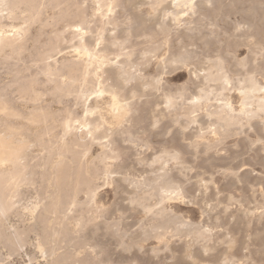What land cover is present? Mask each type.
<instances>
[{
    "label": "bare ground",
    "instance_id": "obj_1",
    "mask_svg": "<svg viewBox=\"0 0 264 264\" xmlns=\"http://www.w3.org/2000/svg\"><path fill=\"white\" fill-rule=\"evenodd\" d=\"M119 1L92 0V27L85 26L82 20L57 30L53 36L51 34L54 41H47L46 48L37 54L33 62L34 73H31L29 67L25 68L26 74L17 76L22 70L16 69L13 71L14 76L0 86V122L5 123L9 119L7 124L16 128L25 127L33 131V127L45 125L49 119L55 120V114L45 103L44 93L39 92V84L45 90L48 89L58 103L63 96H72L81 105L80 117H72L66 109L68 114L60 122V135L50 134L46 143L42 142L43 133L37 135L44 154L38 153L39 159L33 164L44 167L41 169V180L45 179L53 191L49 197L44 196L45 191L43 196L40 194L26 203L21 198L24 204L21 202L22 206L18 205V213L24 220L21 222L27 229L37 224L42 230L35 238L34 248L41 253L47 264H140L138 255H143V242L155 238L162 244L164 254L169 256L170 264H263L264 223L261 229H251L249 233L247 231L252 227L253 219L258 222L264 219V198L257 205L250 206L251 200L247 195L236 199L232 193H224L225 190L217 186L216 174L227 179L226 187L234 186L243 191L249 188L253 193L259 188L264 196V174H253L254 169L247 162L236 164V157L219 152V146L225 139L242 134L248 140L249 148L259 142L264 152V83L255 77L257 72L264 77V65L261 66L258 60V57L264 60V25L260 26L261 33L257 31L260 34L257 37L253 23L242 16L244 19L240 21V18L236 24L233 38H237L236 45L247 47L249 56L245 53L246 56L238 59L235 56L236 48L233 50L234 64L240 68L233 71L237 77L228 74V60L222 53L218 52L214 58L206 56L205 61L194 63L187 71L189 81L195 87L192 93L187 94L184 84L173 91L165 75L188 66L196 57L193 48H188L194 42L189 32H195L197 21L215 28V18L223 15L225 10L236 11L238 14L237 10L242 5L238 6L231 0L229 3L222 0H126L124 10L129 11L132 17L125 20L121 17V21H118L116 7ZM223 2L229 4L228 10L222 11L226 6ZM61 3L62 0H0V60H19L30 27L37 24L39 30H42L51 23H47V17H43L49 7L56 10L51 15V21L53 19V25H56L62 11ZM143 6H148L149 10L143 12ZM249 6H242L244 8L241 7V10L246 11V14L258 11ZM209 15L214 17L209 19ZM85 18L87 21L88 16ZM7 19L22 21L19 20L21 24H10V21L7 24ZM259 19L264 23V9ZM119 23H132L133 31L126 30L128 27L118 28ZM66 32L68 37L65 36ZM198 34L196 37H199ZM133 35L141 40L133 42L128 48L125 42L130 43ZM160 37L164 39L167 53L159 58L157 53L161 46L157 42ZM174 38L177 45L173 42ZM199 38L205 39L204 36ZM62 42L67 45L61 47ZM135 46L140 49L136 50ZM64 49H68L73 56H67L69 59L63 56ZM153 58H158L157 68L155 66L154 74H149L146 69ZM39 75L43 77L42 81ZM15 92L18 93L17 98L14 97ZM148 94L160 99L153 102L150 109L153 119L150 132L163 118L176 120L177 117H183L185 122L178 124L182 135L190 126L195 127L194 133L188 137V144L169 147L161 145L151 156L141 151L145 144L135 136L141 131L132 130L131 121L138 113L139 98ZM233 94L237 95V105H234ZM136 116L138 119V114ZM258 122L260 131L256 129ZM248 131L255 133V140L251 139ZM29 145L30 140L24 132H10L6 127L0 131V222L6 220L8 212L20 201L19 189L24 186L29 188L35 183L33 169L27 161ZM94 145L100 148L96 157H92ZM129 152L136 155L135 163L145 164L148 168L140 178L126 175L130 166L122 157ZM189 153L193 162L187 157ZM212 158L225 164L217 165ZM42 159L44 161L40 163ZM96 160L102 167L97 166ZM46 167L50 168L47 173ZM99 169L106 182L114 183L115 190L126 195L127 200L123 199L122 202L145 217L144 221H140L141 217L140 222L134 223L138 224L136 226L132 224L135 221H129L132 227L135 226L131 230L128 227L120 229V223L103 220L106 231H103L105 234L102 236L109 230L113 239H116V247L112 252L106 249L109 240H98V231H102V228L99 229V224H95V218L106 210L102 203L97 205L98 186L92 187V178ZM193 169V184L202 185L197 192L192 190L194 185L189 186L191 177L188 174ZM84 189L86 201L81 203L77 196ZM232 201L239 204L237 212L230 208ZM176 202L203 204L204 218L199 222L192 221L177 211L180 207ZM210 210H220L223 216L215 213L212 217ZM24 224L22 227L25 229L11 226L12 230L7 233L6 229L4 232L0 230V246L8 250L5 255L0 252V264H9L10 257L18 255L23 249L25 239H28L25 238L27 229ZM54 225L61 227L62 234L55 230ZM230 225L237 230L242 228L244 238L240 239L238 231L235 232ZM70 226L71 229L68 228ZM46 229L51 233H46ZM253 239L259 241L255 251L249 243ZM176 241L179 243L175 244ZM59 248H63V251L58 252ZM158 250L160 247H152L150 251L156 254ZM256 254L261 257L256 259ZM113 255L117 256V261ZM30 257L29 260L32 259Z\"/></svg>",
    "mask_w": 264,
    "mask_h": 264
},
{
    "label": "rangeland",
    "instance_id": "obj_2",
    "mask_svg": "<svg viewBox=\"0 0 264 264\" xmlns=\"http://www.w3.org/2000/svg\"><path fill=\"white\" fill-rule=\"evenodd\" d=\"M124 1H126V0L119 1L118 6L116 7V10L118 9L117 12H116V16L118 18V21H121V19L122 20L131 19V17H132V15L130 14L129 11H125L124 10V7H125ZM222 1H226L227 3L231 2V1H235L238 6H241V5L244 6V7L247 6L246 8H248V6L250 5L249 8L253 7L254 10H258V11L254 12V13L253 12H249L250 13V16H249L248 15L249 13L246 14V11L241 10V7H242L241 6L240 9L237 10V11H239L238 14L236 13V11L235 12L234 11L228 12V11L225 10L226 11L225 12L224 9L228 10L229 9V4L226 5L223 2V5L224 6L226 5L225 6L226 8L223 7L222 11H224L226 14L223 12V15H219L217 18H215V24H216V26L219 25L218 26L219 28H216V26H215V28H216V30H215L214 26H210L209 24H204V22L197 21L196 22V26H197L198 30L196 29L195 32L199 33L197 36H199V37L204 36L205 39L204 40H200L199 37H196L197 33L195 34L194 31L189 32V33L192 34V35L191 34L190 35H191V39L194 42H192L191 39H187L186 41H191L192 42L191 45H188V48L190 50L193 48L192 50L196 53V57L192 61L189 62L188 66L175 69L172 72H170L171 74L165 75V79L167 80V84L173 91L176 89V87L180 86L181 84H184L186 86V93L187 94L192 93L193 90H195V87L189 81V74H188L187 71L194 66V63H199V62L201 63L202 61H205L206 56H209V57L211 56V58H214V56L218 52L220 54L222 53L226 57V59L228 60V62H227L228 63V74L231 77H234V78H235V76L237 77V74H235L234 72H235V70H240V68H238V67L236 68V66L234 64L235 63L234 62V57L232 56L233 50H235V48H236L235 53L237 52V54H235V56L237 58L238 57L240 58V56H241V58L246 56V55L249 56V52H248L247 47H245V45L244 46L242 44H240L241 46L239 44L236 45L235 39H237V38H233V34L235 33L236 24L239 23L241 20L243 21V19L245 17H247V18H245L246 21H250V22L253 23V28L256 31V36L260 37V34H258V32L261 33L262 29H264V26H263L264 23L262 22L263 23L262 24L261 21H259L260 20L259 17H260V15H261V13L263 12V9H264V4H263L264 0H256L257 3L255 2V0H251V3L249 2L250 0H231V1L230 0H222ZM240 2H241V4H240ZM258 2H260V3L258 4ZM60 7H61L62 11H60V15L58 16L60 18H58V22L56 23V25H53V19L51 21V15L56 10L53 11L49 7L45 11L47 14L44 12L45 14H44L43 17H47V19H48L47 23H50V22L51 23L49 25L47 24L42 30H39L37 24H34L33 26L30 27V29H29V31L27 33V37H26V39L24 41L25 44L23 43V46H22L25 49L22 48L23 49V54L21 55L19 60H15V62H14V60H12V61L0 60V86H2L3 83H6L7 81H9L11 79V77L14 76L13 71L16 70V69L20 68L22 70L21 73L19 72V74H17V76H22V75L26 74L27 70L25 68H29V67L31 68V73H34L35 72V67H34L33 62L37 58L36 57L37 54L39 52L43 51L46 48L47 41H54V39H52L53 37H51V34L53 36V33L56 32L57 30H61V29L64 28V26L66 27L67 25H71L73 23L80 22L82 20H84V22H85L84 25L85 26L92 27L91 25H93V23H94V17L92 16V8H94V5H93L92 0H66V1L62 0V3L60 5ZM146 7H147V9H146ZM146 7L143 6V8H142L143 12L145 10H146V12L149 10V7L148 6H146ZM244 7H242V8H244ZM50 10H51L52 13L50 12ZM48 11H49V13H48ZM83 13H85V16L83 15ZM28 14L29 13H26L25 15H28ZM209 14H210V12H209ZM228 14H231V15H228ZM82 15H83V17H81ZM87 16H88V18H87V21H86V18L84 19V17H87ZM228 16H230V17H228ZM89 17L91 19H89ZM213 17H212V15L208 16L209 19H212ZM256 18H257V20L255 22ZM49 19H50V21H49ZM239 19H240V21H239ZM253 19H254V21H253ZM19 20H21V19H18V21H17V19H7V20H5V22L7 24H9L10 22H11L10 24H21V22ZM219 20L221 22H219ZM8 21H10V22H8ZM27 21L30 22L29 20H27ZM65 21H69V22H65ZM86 22H88V23H86ZM230 22H231V24H230ZM226 23H227V25H226ZM254 23H257V24L259 23L261 25H259V24L257 25V24H254ZM120 25H122V24L119 23L118 28H120V29H124V28H127V27L128 28L126 30H132L133 29V24L132 23L131 24L129 23V24L122 25L123 27L120 26ZM229 25H231V27ZM227 26H229L228 28L231 29L232 31L231 30L229 31ZM260 26L261 27L263 26L262 29H261ZM54 29H56V30H54ZM217 31H218V33H217ZM226 31L228 32L227 34L225 33ZM193 32H194V34H193ZM200 32L202 34L204 32L205 33L202 35ZM219 32H221V33L219 34ZM48 34H50L49 37H48ZM65 34H66L65 36L68 37V33L66 32ZM193 35L196 38L193 39V37H194ZM229 36H230V40H229ZM226 37H227V39H226ZM231 37H232V39H231ZM222 39H223V41H222ZM224 39H226V40H224ZM130 40H131L130 43L125 42L126 43L125 45L128 48H130V46H131V44L133 42H136L137 40H141V39H138L137 36L133 35ZM173 42L176 44L177 41H175V38L173 39ZM163 43H164V39L162 37H160L158 39V42H157V44L161 46L160 49L158 50L159 54L157 53L159 58L164 56L167 53V47L164 46L165 44H163ZM193 43H194V45H193ZM61 44H62L61 47H65L67 45L64 42H62ZM212 44L213 45L216 44L215 45L216 47L214 46L215 47V51H214L215 54L213 53L214 47H213ZM221 44H222V47H221ZM224 45H225V47H224ZM200 48H202V49L200 50ZM135 49L138 50V49H140V47L139 46H135ZM117 50L118 49H116V51ZM114 51H115V48H114ZM64 52H66V53H64ZM208 52H210L209 53L210 55L208 54ZM70 53L71 52H68V49L67 50L64 49L62 54H63V56L66 55L65 56L66 58H68V57L71 58V56H73V55L70 54ZM245 53H246V55H245ZM227 54H228V56H227ZM109 56L112 57L113 56L112 53H110ZM200 56H201V58H200ZM157 59L158 58H153L154 61L151 60L150 64L148 65V67L146 69V72H148L149 74H154L156 72L155 66L157 65ZM258 60H259V64L261 66L264 65V60H262L261 57H258ZM150 67L152 69H150ZM156 68H157V66H156ZM23 69H24V71H23ZM25 71H26V73H25ZM38 77H39L40 81L43 80V77L41 75H39ZM170 77H172V78H170ZM255 77H256L257 80L260 81V83H264V77L262 76V74L257 72V73H255ZM38 88H39V92H43L44 93V98L46 99L45 103L48 105V107H50V109L55 114V116H54L55 120H50L49 119V122L46 123V124H48L49 127L46 126V124L42 125V126H40L38 128L30 127V129L31 128L34 129L32 131V130H28V128H25V127H20L19 128L18 127L19 125H17L18 128L13 127L11 125H8L7 123H9L8 122L9 119H6L5 123L0 122V124H1L0 125V131H4V128L6 127L10 132L21 131V132H24L27 135L28 139L30 140V145H29L30 148L27 151V161H28V163L31 164L30 168L32 167L33 174H35L34 176L32 174V177H33L34 182H35L34 184H32V186H34V187H32L30 185L31 187H29V188H25L26 186H24V187H21L19 189L21 195L19 197L20 199H18L20 201L17 202L18 204L16 203L17 204V208H15L16 207V204H15L13 209L8 212L6 220L4 221V219H3L0 222V227H1L0 230H2L4 232V230L6 229L5 233L9 232L8 230H12L11 226L18 227L20 229L24 228V227H22L24 223L21 222V221H24V220H23V218H21L20 214L18 213L19 212V207H21L27 201H32V200L36 199L38 196H40V194H42L41 196H43L45 191L48 194L45 193L44 196L49 197V194L53 191V188H50L51 186L48 185V183H46L45 179L41 180L42 179V177H41L42 176V174H41L42 170L41 169H44V167L43 168L41 166L38 167V166L33 164V163L37 162V160L39 159L40 154L43 153V152H41L42 151L41 150L42 146H40L41 145L40 141L37 139L38 138L37 137L38 133H43V135H42V140L43 141L42 142L46 143V141L50 137V134L51 135L52 134L53 135L54 134L60 135V131H61V128H59V127H61L60 126V122H61L62 118H64L68 114L66 109L68 111H70L72 117H80L81 113H82L80 103L75 101L72 96H63L61 98V101L58 103L54 98L51 97V95L49 94V90L48 89L45 90L41 84L38 85ZM14 97L15 98L18 97V93L17 92L14 93ZM147 100H148V103L145 104V101H147ZM155 101H160V99L154 98L150 94L141 96L139 98V100H138V106H139L138 113H136L134 115L133 121H131V124L132 125L134 124L133 126L131 125V129L132 130H136L137 129V130L141 131L139 133H136L135 136L137 137V140L139 142L145 144V146L143 147V149L141 151L145 152V154L148 155V156H151V154L153 155L155 153V151H158V149H159V147L161 145H164V146H167V147H169L171 145L185 146L186 144L189 143L188 137H191V135L195 131V127L194 126H190L189 128L186 129L187 131L185 130L184 135H182L179 132V125L178 124L180 122H181V124H183L185 122V119L183 117H180V118L177 117L176 120L175 119L172 120V119L166 117V118H163L161 121H159L157 123L156 127H154L152 129V132H150V127H151V124L153 122V119L151 117V110L150 109H152L151 108V107H153L152 104ZM233 101H234V105H237L238 98H237L236 94H233ZM49 102H50V104H49ZM161 106H162V104H161ZM137 114L139 116L138 119L136 118ZM150 118H151V120H150ZM56 124H57V126H56ZM135 124H137V125H135ZM259 125H260V123L258 122L257 126H256V129L258 131H260ZM52 126H53V128H52ZM51 128H52L53 131L51 130ZM190 129H191V131H190ZM165 130L168 131L169 133L168 132L164 133ZM34 131L37 132V133H35ZM44 132H46V133H44ZM47 133H49L48 136H45V134L47 135ZM248 133H249L251 139H253V140L256 139V135H255V133L253 131H248ZM33 141H36V142H33ZM37 142H38V144H37ZM239 142H241V143L239 144ZM242 142L245 143V145L242 144ZM245 147H247L248 149H246ZM251 147L249 148L248 140L244 138L243 134L242 135H233V136H230L227 139H225L224 143L219 146V148H221V150L219 152H221V153L226 152L227 155H230L232 157L233 156L236 157V164H240L241 162H244V161L247 162L251 166V168L254 169V171L252 172L253 174H262L263 175L264 174V152L261 150L262 144L259 143V142L258 143L256 142L255 145L251 146ZM38 153H40V154H38ZM99 153H100V148L98 146L94 145L92 147V157L98 156ZM132 153L133 152H129L126 156L123 155V157H122L123 160H125L127 162L128 167L130 166L128 168V170H127L126 175H129L130 177H138V178H140L141 175L146 174V171L148 170V168H147V166L145 164H137V163H135L134 159H135L136 155L132 154ZM214 156H215V154H214ZM32 157H35V158L33 159ZM187 157H188L190 162H193L194 159H193V157H192V155L190 153L187 154ZM212 160L217 165L218 164L219 165L220 164L221 165L225 164V162H223V161H218V160H215L213 158H212ZM43 161L44 160L42 159L40 161V163H42ZM202 163H206V162H202ZM96 164H97V166H99V168L102 167L101 163H99L97 160H96ZM34 166H36V167H34ZM141 168H142V170H141ZM241 168H243V167H240V169ZM45 170H46V173H47V172L50 171V168L46 167ZM142 171H143V174H141ZM194 171H195V169H193L188 174V176L191 177L189 186H193L194 185L193 184V181L195 179V178L193 179ZM40 174H41V176H40ZM102 175H103V173L99 169L97 174L95 175V177L93 176V178H92V187L98 186V191L97 192H98L99 201H98L97 205L99 206V204L102 203L104 205L105 209H106L104 212L100 213L101 214L100 217L98 216V217L95 218V224H99V229L102 228V231H100V230H99L100 232L98 231V233H99L98 236H100V237H98V240H100V241L103 240L104 242H107L109 240L108 244L106 246V249H108V252H112L113 250H115L114 247H116V244H115V240L116 239L115 238L113 239L114 236L111 235V231H109V230L106 232L105 236H102V234H105L103 232L105 230V227L103 226V224L105 222H103V220L107 221L108 223H113V222L116 223V224L120 223L119 224V228L120 229H124L123 227H128L131 230L132 228L135 229V226L138 225V224H134V223L140 222L142 220L144 221L145 217H144V215L142 213L138 212V210L129 207L128 205H126V203H123L124 201L127 200L126 199V195L124 193H122L120 190L116 191L114 183H111V182H108V181L106 182L105 181V176L103 175L104 176L103 177ZM117 176H119V175H117ZM216 177H217V181H216L217 182V186L220 189H224L225 190L224 193H226L228 191V192L232 193L235 196L236 199H239V197L241 198L243 195H247L250 198V200H251L250 206L257 205V202H261L262 199L264 198V196L261 194V190L259 188H257V190L254 191V193L249 188H246L244 191L243 190H237V189L234 188V186L226 187L227 186V179H225L220 174H216ZM95 184H98V185H95ZM99 185H102V186H99ZM201 186L202 185H194L192 190L197 192L198 187H201ZM37 187H39V188H37ZM32 188H35V190L33 191ZM35 191L37 193H39L36 196H35V194H36ZM84 191H85V189L81 190V192L79 191L78 196H77L78 200H80L81 203L86 201V195H85ZM211 193H213L212 190H211ZM25 198H27V199H25ZM31 198H33V199H31ZM29 199H31V200H29ZM123 199H125V200L123 201ZM21 202H22V205H21ZM176 204L179 205V207H180L177 211L182 213L184 216H186L187 218L191 219L192 221L199 222L200 220H202L204 218V215L202 213V207L203 206H201L203 204H201V203H187L186 204V203H179V202H176ZM18 205H19V207H18ZM230 208L234 212H237V210L239 209V204L236 201H232L231 204H230ZM16 209H18V211H15ZM123 210L125 211L126 214L124 213ZM259 210H260V208H259ZM14 211H15V213H14ZM209 212L211 213L210 215L212 217L215 216V213L219 214L221 217L223 216V213L220 212V210H216V211H212V212L210 210ZM118 217H119V219H118ZM141 217H142V219L139 221V219ZM212 220H213V218H212ZM119 221H121V222L123 221L124 224L119 222ZM129 221L131 223H132V221H135V222L132 223L135 226L132 227L131 226L132 224ZM98 222H100V223H98ZM126 222H127V224H126ZM2 223L5 224V225H2ZM262 223H264V219H262L260 222L256 221V219H253V222L251 224L252 227L247 231V233H249L251 231V229H261ZM222 224L224 225V220H223ZM2 226H4L3 229H2ZM24 226L26 227L25 224H24ZM55 226L56 225H54V227ZM230 227L233 228L232 225H230ZM55 228L54 229L56 231H59V233L62 234V229H61V227L59 225H57ZM68 228L71 229V226L68 227ZM89 228H91V226ZM26 229H27V227H26ZM28 230L32 231V233L31 232L29 233ZM49 230L52 231L50 228H49ZM49 230L46 229L45 232L49 233L50 232ZM233 230L235 232L238 231L237 236L240 239L244 238V232L242 231V228H240L238 230L233 228ZM35 232L37 233L36 235L34 234ZM41 232H42V230L40 229V226L37 225V224L36 225L33 224L30 229H27V232L25 233V236H26L25 238H28L27 239L28 241L25 239V245H24L23 249L19 252L18 255H13L12 257H10L9 264H35V263L36 264H47V262L43 260L44 258L41 257L42 256L41 253L39 254V251L37 249H35L34 245H33V243L35 242V238L38 236V233H41ZM68 234L71 236V233H68ZM107 234H108V236H107ZM177 241H179V240H177ZM177 241H176L175 244L179 243ZM154 243H156V244H154ZM249 243H250V247L254 251L259 245V241L254 240V239L251 242L249 241ZM152 247H160V250H158L156 252V254H155V253L150 251ZM162 248H163L162 244L159 243L155 238H150L147 241L143 242V255H138V259L139 260L141 259L140 260V264H170L171 260H170L168 255L164 254ZM6 251L8 252L7 248H3V247L0 246V252L3 255H5L7 253ZM57 251L58 252L63 251V248H59ZM254 256L256 257V259H259L261 257L259 254H256ZM29 257L32 258V259L34 258V259L33 260L31 259L32 260L31 261V260H29ZM113 259H115L117 261L118 258H117L116 255H113ZM142 259H143V261H142ZM124 264H127V263H124Z\"/></svg>",
    "mask_w": 264,
    "mask_h": 264
}]
</instances>
